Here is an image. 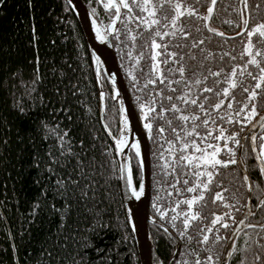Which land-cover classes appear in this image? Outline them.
<instances>
[{"label":"trees","instance_id":"1","mask_svg":"<svg viewBox=\"0 0 264 264\" xmlns=\"http://www.w3.org/2000/svg\"><path fill=\"white\" fill-rule=\"evenodd\" d=\"M83 1L103 27L115 14V9L103 7L107 0L99 3L97 0ZM183 2L194 8L199 17L185 14L180 19L178 27L183 26L190 33L189 37L177 33L170 43L163 41L169 44V52L177 53L173 59L183 63L187 69L184 80L171 85L178 90L176 92L170 91L166 80L160 83L159 77L152 75L150 47L146 46L151 43V30H145L143 26L138 28V20H128L124 15L119 18L111 37L150 144L149 210L158 220L149 222L152 240L164 264L169 262L178 244L171 264H194L197 258L203 260L209 255V250L214 261L217 256L221 260L228 236L247 207L251 186V214L248 213L244 228L234 239L233 254L228 257L227 264H240L241 261L243 264H264V228L261 227L264 225V206L256 207L260 200H264V176L260 174L252 152L251 134L242 148V151L247 150L248 157L240 162L250 185L243 182L244 174L239 163L221 167L205 191L204 199L194 205V211H199L203 219L193 221L187 235L182 237L179 232L183 230V217L173 221L175 213L172 208L176 207L178 212L186 211L187 205H175V200L198 193L184 191V179L191 180V176H180L181 168H177L175 173L170 168L165 169L167 155L164 160L160 159L161 154L167 153V141L175 138L166 121L171 120L172 127L181 122L173 119L170 112L165 113L164 119L156 118L155 111L141 119L140 109L141 104L145 105V111L149 106L157 111L160 105L170 107L163 97L172 95L173 102H176L175 97L187 91L185 84L193 73L202 81L207 76V86L212 87L215 78L208 75L209 69L213 72L223 69L220 77L223 80L232 67L243 66L249 59L243 50L249 38L246 32L240 31L243 27L241 16L248 19V28L264 21V0H246V9L242 0H215L209 23L224 33L223 36L208 32L202 23L212 0ZM122 11L126 13L127 10ZM134 14H139V9H134ZM129 31L136 37L134 41L129 37ZM251 39L255 48L264 49L258 34ZM196 41L203 42L193 48ZM163 58V53L157 57L158 60ZM173 67L170 61L161 64L160 71L164 77L175 81L179 73L168 71ZM241 70L237 69L235 77L238 87L230 89L228 97L221 92V98L232 100V109H227L225 104L221 106L222 110H217L219 115L209 113L213 121L225 128L226 134L235 131L240 140L244 132L253 123L257 125L260 117L264 116V91L255 89V80L247 76V71L258 76V69L249 65L242 77L239 75ZM150 79L157 82L149 83ZM102 80L107 88L104 119L117 135V103L104 75ZM224 86L227 85H216L214 91ZM244 88L258 93L255 97L257 115L247 124L237 122L245 118L243 114L231 123L226 122V117L221 121L219 117L224 116L225 111L231 115L241 106H251L252 101L247 99L248 93L243 91ZM161 91L163 97L157 95ZM199 95L201 98L209 95L211 103L217 99L214 93ZM192 96L196 98L195 86ZM153 98L155 105L152 104ZM208 103L205 102V106ZM146 122L153 124L151 134L144 127ZM161 126L166 129L163 134L158 131ZM208 130L211 131V127ZM262 131L260 128L257 132V150ZM65 133V148L70 147L71 153L65 151L61 156L58 136ZM230 146L238 154L239 147ZM49 152L58 157L55 174L48 171ZM219 156L228 158L223 149ZM131 164L137 185L140 168L133 154ZM165 171L168 175L164 174ZM57 179H64V184L58 185ZM177 180L176 186L181 189L182 196L168 187ZM222 188L227 191L221 195L233 209L231 218H228L229 227L222 228L218 222L213 227H219V233L215 230L208 232L209 240L201 245V230L211 224L212 214L221 215L229 211L220 200L213 201L215 193ZM168 192L172 193L171 197ZM154 205H159L160 210L168 209L163 218ZM217 234L221 236L218 242L215 241ZM257 255L261 258L259 261L255 259ZM0 264H140L125 216L118 162L99 118V97L87 44L66 0L0 2Z\"/></svg>","mask_w":264,"mask_h":264},{"label":"snow or ice","instance_id":"2","mask_svg":"<svg viewBox=\"0 0 264 264\" xmlns=\"http://www.w3.org/2000/svg\"><path fill=\"white\" fill-rule=\"evenodd\" d=\"M2 2V0H0ZM97 2H101V0H97ZM245 9L247 8L246 0H242ZM215 4V0H212V4L209 5L207 9V14L202 17L203 26L207 29L208 32L214 33L218 36H223L224 33L219 32L216 28L211 27L209 20L210 16L213 12V5ZM103 7L105 9H115V14L112 16L113 23L118 17L126 15L128 20H138L139 24L137 27L143 26L145 30H151V43L150 45H146L150 47L151 52V70L152 75L159 77V82L164 83L167 81V85L170 88L171 92L178 91L175 88H171L173 83H181L186 75L187 69L183 63H178L173 57L177 56L175 51L169 52V44H165L163 41L170 40L172 37H176L177 33H179L183 37H189L190 33L185 30L183 26H179L180 19L188 15H195L199 17V13L196 10L183 2V0H107V2L103 3ZM127 10L126 13L122 11ZM134 9H139V14H134ZM243 20V27H241V33H245L249 38L247 43L244 45V52L248 54L249 59L245 62L243 66L235 65L232 67L231 72L221 80V73L223 69H219L218 71L208 70V75L214 77L213 86H207V76L204 77L202 81L196 73H193L192 77H188V83L185 84L186 92H181L180 95L175 97L176 102H173V96L168 95L167 97H163V92H157V95H160L164 99H167L170 107H165L164 105H160L159 110L157 111L153 106H149L147 111H145V105L141 104V119H145L150 113L156 112V118L164 119L165 113H171L173 115V119H178L181 124L172 127V121L167 120L166 123L171 127V131L174 134V140L167 141V153L161 154L160 159L164 160L165 155L168 156V160L165 161L164 168L171 169L173 173L176 172L177 168H181L180 176H191V180L184 179V191L188 193H198L196 195H192L191 197H183L181 199L175 200V205L186 204V211H177L176 207L172 208V212L175 213L173 215L172 220L175 221L178 217H183L182 224L183 230L179 232L180 236L187 235L190 224L193 221L198 219H203L201 213L199 211H194V205L204 199V193L206 190L210 188V185L214 182V177L219 173V169L221 167H227L231 164H237L240 162L246 161L248 157V152L245 149L241 152L239 160L237 159V151L234 147L230 146L235 145L240 148H243L241 145L240 139L238 138V133L233 131L230 134H226L225 128L220 126L219 123L213 121L211 116L209 115L210 111L217 113V110H222V105H227V109H232L233 103L232 100H225L221 98V92L224 97H228L230 95V89H235L238 87V82L235 79L237 75V69L242 68L239 75L242 77L245 75V70H247L249 65L254 66L258 69V76H254L251 71H247V76L251 77L255 80V89H261L264 91V49L255 48L252 43V37L254 34H258L261 40L259 41L261 44H264V21L259 23H255L251 28H248L249 21L248 19ZM231 21H229L230 23ZM111 28V24L109 25ZM199 31V29H197ZM97 37L100 36V29H96ZM117 35L119 33L117 32ZM129 37L134 41L136 37L132 34L131 31L128 33ZM236 35H240V33H236ZM159 40V42H158ZM203 41H196L192 44V47L195 48L197 44L202 43ZM134 46V45H133ZM181 45H177L180 47ZM157 49H161V51H157ZM203 51V49H201ZM163 53L164 58L162 60H158L157 57L161 56ZM210 55V53H209ZM227 55V53H225ZM259 57V58H258ZM195 58L194 56L192 57ZM182 59V57H181ZM172 62L173 68L168 69L169 72H177L179 73V77L174 81L172 79H167L163 76L160 71L161 64H168ZM37 75V79H38ZM155 79H150L149 83H156ZM221 83L227 85L222 87L219 90H215L216 85H220ZM193 86H195L196 98H193ZM244 92L248 93L247 99L252 101L250 107L241 106L238 112H234V114H229L227 111L224 112V116H220L219 119L221 121L227 118L226 122L231 123L233 119L240 117L242 114L245 117L242 121L237 120L238 123L247 124L252 117L257 115V110L255 106V97L258 93L255 90L249 91V89L244 88ZM209 93L213 94L217 97L215 103L210 102V96L204 95L202 98L200 97V93ZM234 99V97H233ZM205 102H209L207 106H205ZM156 101L153 98L152 104L155 105ZM183 105V107H181ZM193 106L191 110L189 107ZM23 111V109H21ZM123 107H121V118L123 120ZM203 113V116L200 114ZM43 123V122H41ZM257 125L253 123L252 127L255 128ZM47 127V125H45ZM144 127L149 130V134H151V130L153 128V124L151 122H146ZM209 127H211V131H209ZM259 127L264 130V116L260 117ZM203 128V131L201 130ZM158 131L163 134L166 129L161 126ZM214 133H216L214 135ZM64 135L58 136V143L60 144V155H64L65 151L71 153V148H65V139ZM163 138V136L161 137ZM260 143L258 145L257 150V134L253 133L251 137L252 141V152L255 154V159L258 162L259 172L262 176H264V131L261 132ZM125 143L123 136L116 140V151L120 150L122 144ZM203 145V147H201ZM136 148L137 156L140 155L139 146L134 145ZM224 150L228 156L227 159L220 158L219 154L221 150ZM50 162L48 163V171L50 173L55 174V165L57 164L58 157L51 152H49ZM37 166L39 167V163L37 162ZM165 175H168V172H164ZM243 182L245 185L249 182V177L247 175L243 176ZM56 183L58 185L64 184V179H57ZM179 183L177 180L175 183L168 185V187L172 188L178 195L182 196L181 189L176 186ZM128 188L133 192V195L138 198L143 195V187L141 186L140 190H136L132 188V179L131 174H129L127 181ZM87 187V186H85ZM227 191L226 189H221V191L216 192L213 198V201L220 200L221 203L224 204L226 208L229 209L227 213H222L221 215H216L213 213V219L211 220L210 225H205L201 234L203 239L200 241L201 245L204 242L209 240L208 232L219 233L220 228L217 227L214 229L213 226H216L218 222H220V227L227 228L229 227L228 218H231L232 215V206L227 203L225 198L221 195V192ZM87 195V192L84 193ZM167 195L171 197L172 193L168 192ZM159 212V215L163 218L165 216V212L168 209L160 210L159 205H154ZM264 206V200H260L256 207ZM251 214V213H249ZM244 224V220H240L239 225ZM248 227H255L254 225H247ZM264 228V225H261ZM206 229V231L204 230ZM167 231V229H165ZM235 233V229H233ZM238 234V233H237ZM247 235V233H245ZM191 240V237H188ZM221 236L217 234L215 236V241H220ZM235 245V241H233V246ZM234 250V248H233ZM183 255V253H181ZM233 254L232 250H229L227 255L231 256ZM198 255V254H197ZM257 261L261 258L259 255L255 257ZM179 264V262H177ZM194 264H227L226 261H221L217 256L214 257L211 254V250H209V255H207L203 260L197 258L194 261ZM243 264V261L240 262Z\"/></svg>","mask_w":264,"mask_h":264},{"label":"water","instance_id":"3","mask_svg":"<svg viewBox=\"0 0 264 264\" xmlns=\"http://www.w3.org/2000/svg\"><path fill=\"white\" fill-rule=\"evenodd\" d=\"M71 10L73 11L82 33L84 35L91 64L93 69L94 80L99 97V118L104 132L110 139L113 149L116 155V159L119 167V180L121 187V194L124 204L125 216L130 230L132 231L138 259L140 264H164L160 256L156 252L152 236L149 229V222H158V220L150 213L149 202L151 196V155L150 144L148 136L142 126L141 120L138 116L137 109L128 86L125 82L123 73L121 71L118 58L112 43V34L115 32L118 24V17L113 23L112 18L103 27L94 14L90 11L83 0H66ZM111 24V28L109 25ZM100 29L101 38L97 37L96 29ZM106 78L109 88L112 92L113 99L117 103L119 114V128L118 133L115 135L104 119L105 111V97L107 88L102 80V76ZM123 107V120L121 118L120 109ZM260 130L259 123L255 128L252 125L244 132L240 140L241 145L244 144L245 139L250 135V144L252 146L251 137L253 133ZM123 136L125 143L121 145L120 150L116 151V140ZM139 146L140 155L137 156L136 151L133 149V145ZM242 148L239 147L237 159L239 160ZM137 158L140 168V179L138 184H135L134 175L131 164V155ZM239 167L244 175H247L242 165L239 163ZM129 174H131L132 188L140 190L143 187V195L139 198L133 195V192L128 188L127 181ZM250 185V182H248ZM248 204L244 211L243 216L239 219L246 220L249 211L251 210L252 191L251 186L248 189ZM236 223L232 229L228 239L226 241L221 261L228 259V251L231 250L233 241L243 228L244 224ZM169 232L172 233L170 229ZM173 234V233H172ZM179 245V244H178ZM178 245L174 251L173 256L167 264H171L175 258Z\"/></svg>","mask_w":264,"mask_h":264},{"label":"bare ground","instance_id":"4","mask_svg":"<svg viewBox=\"0 0 264 264\" xmlns=\"http://www.w3.org/2000/svg\"><path fill=\"white\" fill-rule=\"evenodd\" d=\"M135 145V144H134ZM134 145H133V149L136 151V148L134 147Z\"/></svg>","mask_w":264,"mask_h":264},{"label":"rangeland","instance_id":"5","mask_svg":"<svg viewBox=\"0 0 264 264\" xmlns=\"http://www.w3.org/2000/svg\"><path fill=\"white\" fill-rule=\"evenodd\" d=\"M105 27V26H104Z\"/></svg>","mask_w":264,"mask_h":264}]
</instances>
